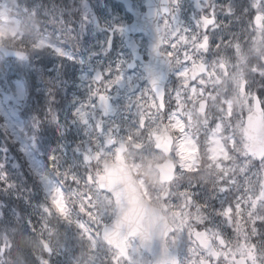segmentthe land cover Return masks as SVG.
<instances>
[{"label": "snow or ice", "instance_id": "1", "mask_svg": "<svg viewBox=\"0 0 264 264\" xmlns=\"http://www.w3.org/2000/svg\"><path fill=\"white\" fill-rule=\"evenodd\" d=\"M0 4L7 7L4 0ZM75 6L76 0H17L9 9L12 14L3 16L0 130L6 143L0 147V264H96L100 221L93 215V194L78 190L81 180L95 184L96 176L107 175L99 170L93 174L92 159L102 150L116 160L129 146L141 153L150 150L158 121L198 149V140L186 131L190 117L181 111L183 100L199 94L200 103H206L212 81L205 78L214 74L210 69L224 66L223 49L240 50L242 32L254 33L260 59L252 69L259 80L254 90H245L249 116L241 115L238 136L216 137L224 153L209 157V167H215L212 188L189 181L176 194V222L166 230L173 234L172 242L166 235L159 264H264V148H249L257 124L264 123V0H148L147 12L137 11L131 25L115 17L102 19L86 0ZM99 11L103 15L105 10ZM97 32L103 39L94 48L90 36ZM134 33L150 37L152 62L143 63ZM48 55L59 63L49 68ZM69 66H79L76 89L83 90L70 98ZM61 92L65 95L58 99ZM232 117L230 107L221 108L212 133L230 127L226 121ZM8 143L26 159L33 188L14 179L19 165L9 167ZM126 166L136 170L143 162ZM133 178L140 179L139 173L127 177ZM101 193L116 198L121 214L136 207L123 177L113 178L95 195ZM73 207L79 208L75 216ZM53 218L57 223L52 224ZM137 239L151 248L148 236L132 224L125 247L116 250L110 264H124L125 255L132 257L128 264H136Z\"/></svg>", "mask_w": 264, "mask_h": 264}, {"label": "rangeland", "instance_id": "2", "mask_svg": "<svg viewBox=\"0 0 264 264\" xmlns=\"http://www.w3.org/2000/svg\"><path fill=\"white\" fill-rule=\"evenodd\" d=\"M98 1L99 0H86V2L90 3V5H91V3L96 4V2H98ZM101 1H103V3L99 5V8L100 9L105 8V9L110 10V15L105 16V17L112 16L116 10V8L114 7V0H111L110 2L108 0H101ZM218 2H226V0H218ZM15 3H17V0H4V4H6L7 7H4L2 4H0V31H2L6 27L4 20H3L4 14L11 15L12 12H10L9 9H13ZM90 5H89V7H90ZM97 8H98V6H97ZM97 8H93V9L90 8V9L95 11L97 14V11H98ZM252 15H255L254 11H253ZM252 35H254V33L251 34V37L249 39V45L247 46V48L245 50H243L244 47H241L240 50H238V51H233L232 49L226 48V49H223L220 53V55L224 59V65L227 67V72L223 76V80L225 81L226 85L229 86L230 90H233V97L231 98V102H229V100L225 101V104H226L225 106L230 107V105H231L230 108H232L233 116L235 115L234 121H232V120L226 121V123L229 124L230 127H227L225 130H223L220 133H212L211 129L208 130V128L205 127V126H209L212 123L211 124V128H212L214 125V120L217 119L221 115V110L218 109V106L216 105V100L219 98V94L222 91V89H220V88H211V89L206 88L207 89L206 90L207 99L212 101L211 107L214 109V113L210 112L207 116L202 118L201 116H199V114L197 112H195V114H192V112L190 110H188V111L185 110L184 106L181 109V111L184 113V115L186 117H190V126H189V129H186V131L190 130L192 135H193V138L198 140L199 148L197 149L196 145H194L190 142L180 141L179 137L177 136L178 130H169L168 129L170 134H172L173 136L174 135L177 136V138L175 139V145L173 146V149H172V154L170 156L171 159L176 163V166H177L176 184H173L172 187H170V188H173V187L175 188L174 192L172 194V204L173 205H176V203L179 204V201L177 199L176 194H178V192L180 191V166H181V170H186L189 174L196 173L194 171V168L197 167V164L199 162L198 159H199V155H200L201 160L208 161L206 164V167L211 168L213 170V174L215 175V167L214 166L209 167V165L211 163L209 157H210V155H215L217 158H220L223 156V153H224L223 142L221 139H217L216 137H222L223 132H225V135L223 137H226L229 134H233L234 130L239 134V123H238V121L240 120L241 114L239 113L237 115V110H239L241 113H243V115L247 112V110L244 108V102H245V95L246 94L244 95L243 98H241V94H240L239 90H242V89H244V90L247 89L248 91L253 90L252 89V81H253L252 76H254L257 72H253L252 69L254 66H256V67L260 66L257 63L258 61L260 62V59H259V57L255 51V47H254V44L252 41ZM99 39H103L102 34L99 32L95 33V35H93V36H90V43L92 44V46L94 48L97 47L96 41ZM63 46L67 47V48L68 47L71 48L72 44L71 43H64ZM261 48H262V50H264V44L261 45ZM45 59L47 60V66L49 68L52 66V63H59V61L56 60V57L51 56V55L46 56ZM249 65L251 67H250V69H247ZM216 68L219 70V65ZM68 71H69V74L72 76V83H70L68 85V88H67L69 98H70L72 92H76L77 95H82L83 90L82 89L81 90L76 89V83H78L77 77L79 76V66H77V67L69 66ZM247 72H249V73H247ZM250 73H251V76H248V74H250ZM13 78H15V77H13ZM207 80H209V79L207 78ZM211 81H212L211 86L216 87L214 80H211ZM223 93H224V88H223ZM64 95H65L64 92H61L60 93V99H62L64 97ZM61 96H62V98H61ZM188 96H190V98L194 99V98H197L198 94L185 96L183 103L186 102L187 100H191ZM41 102H43V101H41ZM64 103L66 104L67 102L64 101ZM20 118L24 119V117H20ZM205 121H207L208 123L205 124ZM163 123H164L163 121H158L156 123V127H155L156 132H160L161 125ZM198 126L203 127L204 130H208V134L203 136V140H202V136L200 135V133L196 129ZM129 131H131L135 135V131H136L135 128L129 126ZM0 133L2 134V130H0ZM174 138H175V136H174ZM3 146H4V143L0 139V147H3ZM153 149H154V147H152L150 150L145 151L143 153L139 152L136 154L135 153L130 154V156H128L129 154L126 155V159L128 160L127 162L129 165H131L132 163L140 164L141 162H143V167H140L136 170H132L134 174H136L139 171H144L145 173H149L152 171V166L162 160L161 154L154 151ZM109 153L110 152H108V151H101L100 154H103L104 161L107 160L105 155H107ZM0 155H2V153H0ZM235 155H236V157H238L240 159L239 153H236ZM8 157H9V167H11L14 160L10 159L11 157L9 155V150H8ZM98 158H99V156H95L93 158L94 164L96 162L95 160H97ZM110 158H113V156ZM229 163H231V162H229ZM100 166H101V164H99V167ZM207 172H209V171H207ZM207 172L203 173L200 171L197 173H201L203 176L210 175ZM18 175H19V172L15 171L14 176H18ZM196 176L199 177V175L195 174L194 178ZM188 177L191 180L194 179L190 175ZM210 177L214 178L212 175ZM140 178H142V177H140ZM204 179H206V177H204ZM139 181H140V179H139ZM143 181L144 180L140 181L142 186H144ZM197 182H200L206 186V182H204L202 180L198 179ZM207 183H208V179H207ZM212 185L213 184H208L206 186V188L211 189ZM101 199L104 203L103 207L108 206L110 204V201L106 198L105 195H101ZM73 212H74V208H73ZM174 212L176 213L175 210H174ZM53 241L56 242L57 237H53ZM97 251H101V247L98 245V242H97Z\"/></svg>", "mask_w": 264, "mask_h": 264}, {"label": "flooded vegetation", "instance_id": "3", "mask_svg": "<svg viewBox=\"0 0 264 264\" xmlns=\"http://www.w3.org/2000/svg\"><path fill=\"white\" fill-rule=\"evenodd\" d=\"M127 1H129V10L126 9L123 0H115L114 5H120V6L115 7L116 8L115 12L113 13L112 16L107 17V19L111 20V19H113V17H115L116 19L123 20L125 23L131 25L135 21V15H136L137 11L141 12V13L146 12L145 0H127ZM106 15L107 16L110 15V10H108ZM100 16H103V15H100ZM160 23H161V26H163L164 20L161 19ZM133 36L138 41H140V43L142 45L140 48V53H139L142 61L143 62L147 61V59H148V40H147V38L142 33H134ZM114 40H115L116 44L119 45L121 38L119 35H116L114 37ZM210 60H211V58H210ZM105 62H107V60H105ZM210 71H212L214 74L211 75L210 77H206L205 79L208 78L210 81H211V79L214 80L216 87L215 86L212 87L211 83H209L207 85V88L208 89H211V88L222 89L221 93L219 94V98L216 100V105L218 106V109L221 110V108L226 107L225 101L229 100V102H231V98L233 97V90H230L229 86L226 85L225 81L223 80V76L227 72V67L225 65L223 67L219 66V70L217 68H215L214 70L210 69ZM223 88H224V93H223ZM240 92H241V90H240ZM206 96H207V94H206ZM188 97L190 98V96H188ZM190 99L191 100H187L186 102L183 103L185 110H187V111L190 110L191 112H194L195 110L198 111L201 97L198 94L197 98H194V99L190 98ZM206 101H207V111L209 109L211 112L214 113V109L211 107L212 101H210V100H206ZM230 107H231V105H230ZM231 110H232V108H231ZM238 111L239 110H237V112ZM55 143H56L55 140L52 141L53 146L55 145ZM41 151H43V149H41ZM40 159H42V161L45 165L47 164L46 158L41 157ZM18 162H19V167H18L17 171L19 172V175L16 176L18 185L21 187L33 188L35 185V182L33 181L31 175L29 174V170L27 169L28 165L26 164L27 163L26 159H25V163H22L19 160H18ZM97 167H98V159L96 160L95 164L91 163V169H92V172L94 175L97 172ZM185 171L186 170H183L181 172V170H180V190H182V187L187 185V182H188L187 178L185 176V174L188 175V173ZM85 175H86V173H85ZM182 176H183V178H181ZM97 177L98 176H96V183L95 184H86L83 180H81L78 190L80 192H83V193H92L93 194V199H92L93 209H92V211H93V215H95L99 219L100 229L102 231V228L105 225L109 224L110 220L105 219L103 217V214H104L103 205H104V203H103L102 199L100 198V195L102 193L98 197L95 195V193L98 191V189H97ZM163 187L168 188V186H163ZM169 190H170V195H169L166 203L164 201H163V203L162 202L160 203L158 201H156V202L154 201L152 204L154 207H157L159 209H162L163 207L166 206L164 208V215L167 217L168 221L174 225L176 222V215H175L174 210L176 211V208L172 207L173 204H172L171 194H173V190L172 189H169ZM157 195H158V193H157ZM146 196L150 200H154L156 198V194L151 193L149 191H147ZM176 205H178V204L176 203ZM73 208H74L73 214L75 216L79 212V208L78 207H73ZM99 210H102V213H100ZM181 211H183V210H181ZM82 219L87 221L89 219V217L84 216V217H82ZM51 222H52V224L57 223V221L54 218L51 220ZM91 227L93 230H95L97 225L95 223H93L91 225ZM63 231L64 230L61 228L60 229L61 239H62ZM229 233L231 234V229H229ZM172 236H173V234H170L168 236V243L169 244H171V242H172ZM100 238H101V236H100ZM100 238H99V240H100ZM183 239H186V237L182 238V240L179 242H183ZM135 245L138 246L136 242H135ZM128 251H130V249ZM115 252H116V250L111 249L109 247H107L106 251H101V252L97 251V257L98 258L96 260V264H110L111 257ZM131 259H132V257L130 255H125L124 264H128V262ZM135 260H136V264H150V262H151V264L155 263L154 260L152 259V257L148 253H146L145 251L140 249L139 246L137 248V255L135 257ZM81 264H87V261L82 260Z\"/></svg>", "mask_w": 264, "mask_h": 264}, {"label": "water", "instance_id": "4", "mask_svg": "<svg viewBox=\"0 0 264 264\" xmlns=\"http://www.w3.org/2000/svg\"><path fill=\"white\" fill-rule=\"evenodd\" d=\"M146 5L148 10V0ZM148 38L150 42V37L148 36ZM150 62H152L151 56L149 58L148 63ZM248 116L249 114H247L245 117ZM262 140H264V123H259L255 128V136L250 141V150L252 148H264V144L259 143ZM155 144V149L160 150L165 156V160L161 164L155 166L159 173V180L161 183H169L174 178L175 165L169 159L170 149L171 145L173 144V140L167 134L165 127H163L160 135H156ZM126 165L127 164H125L123 158L120 160H115L114 163L105 165L103 173H107V175H102L99 177V188H107L109 187L113 178L123 177L129 194L131 196H134L136 199L135 209L129 212L128 214H121L119 212L118 202L116 198L113 197V201L115 204V218L114 222L107 229V231L110 230V239L107 240V238H105V240L107 244L112 245L116 248V237L123 236V239H125L130 225L135 224L137 225L138 231L140 233L148 236L151 241V248H143V241L141 239H137L136 241L143 250L150 253L153 258L157 260L161 257L162 250L165 247V236H168V234L170 233V231L166 230H170L171 226L168 224L161 210L153 208L143 199L139 187L134 178L127 179L131 172L129 167H127ZM120 241L123 242L121 239Z\"/></svg>", "mask_w": 264, "mask_h": 264}, {"label": "trees", "instance_id": "5", "mask_svg": "<svg viewBox=\"0 0 264 264\" xmlns=\"http://www.w3.org/2000/svg\"><path fill=\"white\" fill-rule=\"evenodd\" d=\"M59 2H60V0H57V3H59ZM65 2H68L69 4H71V3H72V0H65ZM78 3H79V0H76V5H77ZM75 7H76V6H75ZM74 10H75V8H74ZM40 19H42V18H40ZM247 36H248V40H249L250 37H251V34L247 33ZM257 63L260 65V62H259V61H258ZM249 69H250V66H249ZM252 79H253V81H252V89L254 90L255 85H256V83H257L258 80H259V75L256 73L254 76H252ZM0 137H1L2 140L4 139L1 133H0ZM7 145L11 146V149H14V150L17 149V146L14 145V144L8 143ZM17 154L19 155L18 157H20V153L17 152ZM199 172H200V171H199ZM201 172L204 173V172H207V171L202 170ZM207 173L210 174V175L203 176L201 173H196V174L199 175L198 179H201V180H203L204 182H207V179H208V184H213V181H214L215 175H214L213 173H211L210 171L207 172ZM211 175H212L214 178H211V177H210ZM204 177H206V179H204Z\"/></svg>", "mask_w": 264, "mask_h": 264}]
</instances>
